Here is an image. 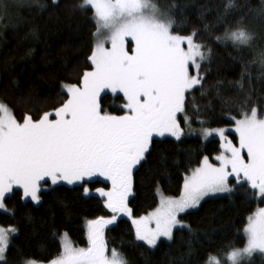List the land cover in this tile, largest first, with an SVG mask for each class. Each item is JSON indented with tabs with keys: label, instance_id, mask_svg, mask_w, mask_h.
Instances as JSON below:
<instances>
[{
	"label": "snow or ice",
	"instance_id": "6c2138e0",
	"mask_svg": "<svg viewBox=\"0 0 264 264\" xmlns=\"http://www.w3.org/2000/svg\"><path fill=\"white\" fill-rule=\"evenodd\" d=\"M47 7L59 8L60 0H50ZM75 7L91 13L95 31L85 69L77 72L76 82L60 85L59 105L35 115L25 112L17 119L0 100V214H15L9 200L40 205L45 193L61 186L79 192L81 198L98 197L106 209L105 215L86 221L85 247L75 246L67 232H53L59 251L46 264H129L122 252L109 249L106 239V230L122 217L130 221L137 247L154 250L174 242L178 231L182 236L185 230L193 234L184 214L199 209L206 198L243 190L250 200L264 203V94L253 95L248 68L237 81L228 82L234 83V99L223 95L222 79L209 86L212 47L197 42L196 27L187 31V19L177 15L175 3L161 8L156 0H81ZM238 7L236 0H224L217 23H224ZM7 8L8 0H0V13ZM203 34L237 52L252 50L251 63L260 68L257 80L264 77V48L256 47L257 34L243 17L234 27L225 23L221 35L204 23ZM197 93L208 101L203 111ZM109 94L119 101L115 111L104 107ZM213 99L231 128L213 127L201 118L203 112L214 110ZM194 118L202 140L217 138V154L204 155L183 175L178 197L165 195L157 182V206L135 215L130 206L135 174L145 167L152 171L149 157L154 142L169 137L180 142L186 131L195 134ZM230 133L235 134L233 139ZM98 183L104 186L93 191ZM18 233L15 226H0V264H7L12 238ZM243 237L242 248L231 247L224 260L209 253L205 264H244L254 254L264 259V207L257 206L247 216ZM22 264L45 262L26 258Z\"/></svg>",
	"mask_w": 264,
	"mask_h": 264
},
{
	"label": "trees",
	"instance_id": "16d2710c",
	"mask_svg": "<svg viewBox=\"0 0 264 264\" xmlns=\"http://www.w3.org/2000/svg\"><path fill=\"white\" fill-rule=\"evenodd\" d=\"M81 0H60L59 8L47 7L50 0H19L8 3L7 11L0 13V100L13 109L17 119L27 112L35 115L38 110L58 106L62 97V82L73 83L77 72L86 67V57L92 44L95 31L90 19L91 13L83 14L75 5ZM161 8L176 4L175 12L187 19L188 29L196 27L197 42L212 47L210 70L206 79L211 86L216 79L224 81L223 95L235 98V82L246 66L252 75L256 94H264V77L260 75L259 65L251 63L255 53L244 49L237 52L231 45L222 46L203 34L207 23L215 35H221L225 23L235 26L243 17L244 24L257 34L255 45L264 48V5L261 0H236L239 7L233 10L224 23H217L223 15L224 0H156ZM40 5H46L43 9ZM202 16V19H201ZM187 34V32L185 33ZM31 51V55H26ZM13 81L16 83L14 84ZM20 97H24L22 101ZM31 97V99H28ZM197 99L203 111L207 99ZM119 101L109 94L104 107L115 111ZM231 103V101H230ZM214 110L203 112V119L213 127H228L227 117L221 115L218 101L213 99ZM194 124L195 118H194ZM234 138V134H230ZM217 138L204 141L195 136H185L176 142L173 138L157 140L149 157L152 171L145 167L135 174V195L130 198V206L135 215H143L157 205L156 184L167 196H179L183 175L198 166L204 155L210 158L217 154ZM45 193L40 205L24 203L19 198L9 200L14 215L0 214V226H15L18 235L12 238L7 253V264H22L26 258L44 261L53 258L59 251L58 237L53 232H67L75 246L86 245L83 221L105 215L106 209L100 199L81 198L79 192L66 190ZM262 203L244 196L243 190L206 199L199 209L184 214V219L193 229V234L178 231L174 242H164L157 249L144 250L137 247L130 231V221L121 218L117 225L109 226L106 239L109 249L122 252L129 264H205L207 255H222L231 247H242L245 238L242 229L246 218ZM191 244V250L189 249ZM189 252L191 254H189ZM264 264V260L260 262Z\"/></svg>",
	"mask_w": 264,
	"mask_h": 264
},
{
	"label": "rangeland",
	"instance_id": "374dc122",
	"mask_svg": "<svg viewBox=\"0 0 264 264\" xmlns=\"http://www.w3.org/2000/svg\"><path fill=\"white\" fill-rule=\"evenodd\" d=\"M19 1V0H18ZM10 2H15V0H8V3H10ZM1 22H2V20H0V25H1ZM193 128L194 129H197V132L195 133V134H193V135H188L187 134V131H186V135L185 136H195V137H198V138H200V139H202L201 138V136L199 135V124L198 123H196V124H194L193 123ZM229 128H231L232 127V125L231 126H228ZM230 134H234V133H230ZM230 134H229V138L230 139H232L231 138V136H230ZM235 135V134H234ZM214 157V156H213ZM104 186V183H98V184H95L94 186H93V191H94V188L95 187H103ZM157 191V190H156ZM224 195H226V194H223V195H219V196H216V197H221V196H224ZM157 196V195H156ZM176 197H178V196H176ZM216 197H211V198H216ZM206 199H209V198H206ZM158 197H157V204H158ZM157 206V205H156ZM155 206V207H156ZM259 207H264V203H262V204H260L259 205ZM154 209V208H153ZM152 209V210H153ZM152 210H150V211H152ZM149 211V212H150ZM191 211V210H190ZM255 211V210H254ZM253 211V212H254ZM148 213V212H147ZM146 213V214H147ZM143 215H145V214H143ZM122 218H126V217H122ZM127 219V218H126ZM88 219H86V220H84L83 221V228L85 229V223H86V221H87ZM85 231V230H84ZM242 234H243V229H242ZM85 238H86V235H85ZM245 243H246V239H245ZM86 246V245H85ZM85 246H82V247H85ZM244 246V245H243ZM242 246V247H243ZM242 247H239V248H242ZM226 254V253H225ZM225 254H222V255H216V256H218L221 260H224L225 259ZM264 259H262L261 258V256H260V254H254L253 255V257H252V259H251V261H245L244 262V264H260V262H262ZM46 264V263H45ZM225 264H227V262L225 261Z\"/></svg>",
	"mask_w": 264,
	"mask_h": 264
}]
</instances>
